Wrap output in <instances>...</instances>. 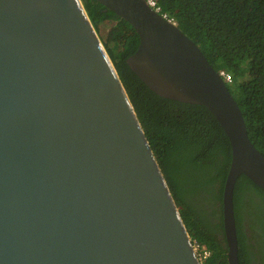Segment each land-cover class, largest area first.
Segmentation results:
<instances>
[{
	"label": "water",
	"instance_id": "water-1",
	"mask_svg": "<svg viewBox=\"0 0 264 264\" xmlns=\"http://www.w3.org/2000/svg\"><path fill=\"white\" fill-rule=\"evenodd\" d=\"M137 35L125 59L155 94L205 107L230 157L220 212L239 264L233 188L264 156L198 46L144 0H96ZM0 264H201L84 0H0Z\"/></svg>",
	"mask_w": 264,
	"mask_h": 264
},
{
	"label": "trees",
	"instance_id": "trees-1",
	"mask_svg": "<svg viewBox=\"0 0 264 264\" xmlns=\"http://www.w3.org/2000/svg\"><path fill=\"white\" fill-rule=\"evenodd\" d=\"M155 1L213 69L230 75L226 86L243 114L248 139L264 156V0ZM84 3L187 233L208 253L203 264H226L220 212L230 157L226 136L202 105L149 90L125 63L138 43L132 27L96 0ZM232 201L238 263L264 264V189L240 175Z\"/></svg>",
	"mask_w": 264,
	"mask_h": 264
},
{
	"label": "built area",
	"instance_id": "built-area-1",
	"mask_svg": "<svg viewBox=\"0 0 264 264\" xmlns=\"http://www.w3.org/2000/svg\"><path fill=\"white\" fill-rule=\"evenodd\" d=\"M144 1L147 4V6H149L153 11L158 13L163 19H165L169 23L175 25V22L171 17H168L165 13L161 12V10H160V8L157 5L155 0H144ZM216 72L220 76V78L223 80V82L229 83L231 81V77L227 72H225L223 70H218ZM192 243H193V248H194V251H195V254H196L198 261L201 264H203V260L208 255L207 251L202 246H198L193 241H192Z\"/></svg>",
	"mask_w": 264,
	"mask_h": 264
},
{
	"label": "rangeland",
	"instance_id": "rangeland-1",
	"mask_svg": "<svg viewBox=\"0 0 264 264\" xmlns=\"http://www.w3.org/2000/svg\"><path fill=\"white\" fill-rule=\"evenodd\" d=\"M106 28H107V27H106ZM104 30H105V32H106V29H104V28L100 30V34L103 36V38H104Z\"/></svg>",
	"mask_w": 264,
	"mask_h": 264
},
{
	"label": "flooded vegetation",
	"instance_id": "flooded-vegetation-1",
	"mask_svg": "<svg viewBox=\"0 0 264 264\" xmlns=\"http://www.w3.org/2000/svg\"><path fill=\"white\" fill-rule=\"evenodd\" d=\"M244 219H245V218H244ZM243 226H244V229L246 230L247 227H246V224H245L244 222H243ZM247 232H249V231H247ZM249 234H250V233H246L247 236H249Z\"/></svg>",
	"mask_w": 264,
	"mask_h": 264
},
{
	"label": "bare ground",
	"instance_id": "bare-ground-1",
	"mask_svg": "<svg viewBox=\"0 0 264 264\" xmlns=\"http://www.w3.org/2000/svg\"><path fill=\"white\" fill-rule=\"evenodd\" d=\"M223 81V80H222ZM225 83V82H224ZM225 85H226V83H225Z\"/></svg>",
	"mask_w": 264,
	"mask_h": 264
}]
</instances>
